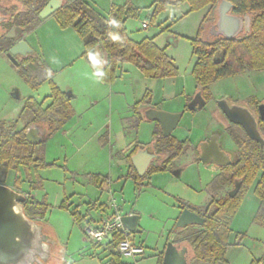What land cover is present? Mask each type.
<instances>
[{
    "label": "rangeland",
    "instance_id": "1",
    "mask_svg": "<svg viewBox=\"0 0 264 264\" xmlns=\"http://www.w3.org/2000/svg\"><path fill=\"white\" fill-rule=\"evenodd\" d=\"M83 1L104 17L108 16L112 5L125 2ZM131 1L140 10L136 16L125 20L128 36L135 41L154 38L177 66L176 77L170 80L148 78L135 65L124 63L116 79L104 82L86 60L84 45L77 32L71 26L61 28L54 16L26 33L34 53L32 66L17 68L4 54H0V121L15 123L17 129H23L28 127L32 118L31 111L24 108L25 100L33 97L43 101V106L49 103V99L44 100L50 93L47 81L36 89L31 87L44 78V64H49L54 71L52 81L62 91L71 92L74 96L70 104L75 115L62 129L36 145V151H43L47 162L55 165L37 171L22 168L17 183L15 171L10 170L1 180L15 190L27 189L32 199L46 204L44 217L37 222L42 225V230L52 235L60 248L61 260L70 264H111L113 254L91 243L83 228L89 218L98 220L105 215L112 200L119 205L121 215L138 216L140 232H133V239L144 251L135 257H120L116 264H157L158 256L168 241L178 242L182 237H192V226L174 231L175 221L182 211L181 205L206 200V187L216 173L215 166L199 163L188 149L167 169L144 177L140 187L128 176V172H132L127 158L129 150L136 144H151L155 128V121L140 120L141 113H135L133 106L145 92H149L150 103L155 108L167 112L183 110L196 92L192 75L196 56L191 39L196 36L207 11V7L189 11L187 1L173 4L175 0H167L170 4L152 19L154 0ZM143 21L148 23L145 29L141 26ZM95 52L93 63L98 67L105 61V54L99 48ZM96 59L101 63L96 64ZM15 90L17 98L12 96ZM210 91L217 97L229 94L240 100L263 98L264 69L217 80L211 84ZM211 106L212 103L208 102L202 109L186 110L172 136L179 140L187 139L190 144L198 143L208 126L214 125ZM154 147L160 150L158 146ZM174 170H179V176L174 174ZM91 174L106 175L109 181L94 183L89 180ZM66 200L68 208H61V202ZM258 205L259 199L251 187L247 188L231 219L232 234H238L235 240H239V244L232 241V235L225 253L228 264H250L264 255V227L253 220ZM73 210L85 215V219L75 221L70 215ZM185 241H180L177 246H187Z\"/></svg>",
    "mask_w": 264,
    "mask_h": 264
},
{
    "label": "trees",
    "instance_id": "2",
    "mask_svg": "<svg viewBox=\"0 0 264 264\" xmlns=\"http://www.w3.org/2000/svg\"><path fill=\"white\" fill-rule=\"evenodd\" d=\"M183 1L189 3V11L207 7L198 32L191 39L192 51L196 56V61L192 67V75L196 83V90L201 93L205 100L211 98L210 86L215 81L245 71L264 69V0H228L232 3L231 13L247 14L251 18L250 31L242 32L234 38L212 36L208 32V28L217 18L216 7L221 0H175L172 3L179 4ZM168 4L170 2L167 0H154L152 19ZM139 10L140 7L132 3L131 0H125L121 5H112L108 16L104 17L87 2L74 0L58 10L54 18L61 28L71 26L77 32L84 45V55L96 48L101 49L105 54V63L102 65L100 73L97 74L99 79L104 82L109 83L116 79L118 70L124 63L135 65L148 78L176 77L178 75L177 66L165 53V49L155 43L154 38L145 37L140 41H135L128 36L125 20L128 17L136 16ZM113 20L118 22V27L113 26L111 23ZM114 36L120 38L114 39ZM45 69L44 78L40 82L32 84L31 87L36 89L41 83L47 81L50 93L44 100L49 99V103L43 106V101H37L33 97H28L24 102V108L32 113L28 125L36 123L46 130V135L41 142L62 128L73 115L70 98L52 81L53 71L46 67ZM25 76L23 75L26 81L29 82ZM148 104H150V93L145 92L143 98L135 103L133 109L137 113L138 107ZM144 118L149 120L146 116ZM141 119L143 118L140 116ZM24 130L25 128L17 129L15 123L7 124L0 121V183L10 170L15 171V183H17L20 181L18 173L22 168H32L37 171L55 165L45 161L43 151H36L38 143L31 144L27 141ZM152 135L154 146H158L167 155L161 162L151 165L144 175L138 176L131 164V156L137 150L147 146L136 144L133 147L127 156L132 168V172H128V176L133 178L139 187L142 185L144 177L154 171L167 169L175 158L184 154L191 147L187 139L179 140L172 134L164 137L157 122H155ZM256 151L257 155L255 157L245 156L239 161L237 176L242 179V187L247 188L259 174L253 190L259 199V205L253 220L255 223L264 226V153L258 145H256ZM89 180L101 184L109 181L107 176L100 174L89 175ZM218 180L222 181V179ZM244 191L241 192L238 198L228 204H217L215 208H209L208 213L202 215L204 218L203 225L192 227L194 232L190 239L182 237L178 242L172 240L176 245L186 240L187 264L192 262V264L194 262L203 264L224 262L228 264L225 260V253L231 244L228 239L232 233L230 221L238 209ZM60 207L68 208L65 201L61 202ZM23 208L29 218L42 221L46 204L33 201L26 196ZM70 215L77 222L85 219V215L77 210L70 211ZM236 237H238V234H236ZM121 238L118 235L115 243L108 248L110 253L113 254V258L110 260L111 264H116L120 260V255L115 249ZM235 244H239V240H236ZM189 253L191 254L190 259ZM162 258L163 251L158 256L157 264H162ZM250 264H264V255L259 259L252 260Z\"/></svg>",
    "mask_w": 264,
    "mask_h": 264
},
{
    "label": "water",
    "instance_id": "3",
    "mask_svg": "<svg viewBox=\"0 0 264 264\" xmlns=\"http://www.w3.org/2000/svg\"><path fill=\"white\" fill-rule=\"evenodd\" d=\"M60 0H49V2L40 10L39 17L44 19L54 13L59 5ZM232 3L228 0H221L216 7L217 18L209 27L208 32L212 36H222L224 38H234L242 32L250 31L251 18L249 15H238L231 13ZM22 44V45H21ZM19 46L30 48L25 42L12 47L7 56L9 60L17 64L15 56L18 54ZM94 50L86 54V60L93 66L95 72L100 73L102 67L95 66L92 58ZM67 97H71V92H66ZM13 97H18L16 91L12 92ZM205 104V100L198 91L194 97L188 102L187 109H201ZM220 109L233 123L239 124L247 135L258 142L261 146L263 140L257 129L254 118L247 109L236 106H226L222 100L218 101ZM262 115V114H261ZM146 118L159 124L164 137H168L178 126L181 118L180 112H167L157 108H150L146 111ZM45 130L37 124H31L25 131V138L31 144H37L43 140ZM200 159L204 164L211 161L209 154V146L202 143ZM212 152L215 157L213 161L217 164H225L217 160V155L227 158V155L218 149L216 143H212ZM158 155L149 147L137 150L131 156V164L138 176L144 175L148 169L150 162L157 159ZM228 159V158H227ZM26 196L12 187L0 183V264H31L34 260L38 261V249L45 245L48 252V246L52 240H46L43 234L42 225L36 220L29 218L24 211L23 202ZM124 226L133 232H140L138 227V216L135 214H124L121 218ZM203 218L188 208H183L174 224L176 229H183L190 225H201ZM187 248L185 246L178 248L172 241H168L163 251L162 264H187L186 259ZM43 259H46L44 256ZM217 264H225L218 262Z\"/></svg>",
    "mask_w": 264,
    "mask_h": 264
},
{
    "label": "flooded vegetation",
    "instance_id": "4",
    "mask_svg": "<svg viewBox=\"0 0 264 264\" xmlns=\"http://www.w3.org/2000/svg\"><path fill=\"white\" fill-rule=\"evenodd\" d=\"M72 1L74 0H60L57 10L48 17L54 16L58 10L62 9L65 5L71 3ZM48 2L49 0H0V54H4L5 57H7V59L9 60L7 56V52L12 47L16 45H20V42L22 41L25 42L30 48V51H26L27 48L23 46H19V48L17 49L18 54L15 56V60L17 62L16 65L9 60L17 68H20L21 66L24 65L32 66L33 64L34 53L32 51L31 46L28 44V41L26 39V33L32 31L34 28L37 27V25H39L41 21L48 18L46 17L44 19H41L39 17L40 10ZM95 51L96 49L92 54V58H94L96 54ZM197 92L198 91L196 90L194 95ZM16 95L18 96L17 91H16ZM194 95L191 96L188 102L194 97ZM219 100H222L226 106L242 107L248 110L250 115L254 118L257 125V129L263 140L262 146L260 142L251 139L239 124L233 123L227 119V117L220 109V106L218 104ZM208 102L212 103V106L210 107V112H211L210 115H211V121L214 123V125L210 124V126H208V129H206V132H204V136L199 141H197L198 143L191 144V147L189 148L188 151H191L194 154L195 159L199 163H202L205 166H208L210 164L215 166L216 173L206 187L207 197L205 201H203L202 203L181 205L182 209L188 208L189 210L195 212L202 218H203L202 216L203 214L208 213L209 208H215L217 204L220 205L221 204L225 205L226 203L228 204L232 200L238 198L241 192L244 191L245 187H242L243 184L242 179H240L237 176V168L239 165V161L242 160L243 157L245 156L255 157L257 155L256 145H258L260 150L264 153V97L260 99L251 97L249 100L247 99L240 100L238 98L236 99L235 97L229 94H222V95L220 94V96L218 97L211 94V98L209 100H205V104L202 108H204ZM187 104L180 112L181 117L182 114L186 111L185 108H187ZM196 109L197 108L190 111H194ZM32 124H36V123H32ZM30 125L31 124H29L28 126ZM42 128L45 130L44 127ZM26 129L27 127H25L24 133ZM45 135H46V130L44 133V137ZM202 143H207L210 150L208 153H210L209 157L211 161H209L207 164H204L200 159V153H201L200 146ZM212 143H213V147H214V143H216L218 149L227 155L228 159L224 158L222 155L216 156L217 160L224 163L226 162L225 164H217L213 161L215 155L211 151ZM147 147H149L151 150L155 152V154L158 155L157 159H153L150 162L149 167L165 159L164 155L166 154H164L161 151V149L156 150L154 144L148 145ZM174 174L176 176H179V170H174ZM258 178H259V174L252 180V182L249 184L247 188L251 187L253 191ZM218 179H222V181H219ZM215 181H217V183H215ZM247 188H245V191L247 190ZM203 223H204V218H203ZM203 223L201 225H203ZM201 225L196 224L190 226L198 227ZM260 226L264 227L263 225ZM230 227H231V221H230ZM43 234L46 237V240H52V243L49 244L48 252H47V248L44 240L43 245L38 249V255H37L38 261L34 260L31 264H70L65 260L64 261L61 260L60 248L56 245L52 235L48 233L46 230H43ZM232 235L233 234L231 233L228 238L229 242ZM233 236L234 237L232 241L235 242L236 241L235 239L237 237L236 235ZM44 256L46 257V259H43Z\"/></svg>",
    "mask_w": 264,
    "mask_h": 264
},
{
    "label": "built area",
    "instance_id": "5",
    "mask_svg": "<svg viewBox=\"0 0 264 264\" xmlns=\"http://www.w3.org/2000/svg\"><path fill=\"white\" fill-rule=\"evenodd\" d=\"M141 26L143 29L147 28V21H143ZM108 208V212L101 215L98 220L89 219L86 221L83 228L85 237L95 246H102L108 250L119 235L122 238L115 251L119 253L120 257H135L143 254V247L135 244L133 233L124 226L121 220L123 215L120 213L119 205L112 200Z\"/></svg>",
    "mask_w": 264,
    "mask_h": 264
},
{
    "label": "crops",
    "instance_id": "6",
    "mask_svg": "<svg viewBox=\"0 0 264 264\" xmlns=\"http://www.w3.org/2000/svg\"><path fill=\"white\" fill-rule=\"evenodd\" d=\"M208 29H209V28H208ZM104 63H105V61L103 62V64H104ZM103 64H102V65H103ZM44 65H45L46 68H49V69H51V70L53 71L52 67H51L49 64H47V65L44 64ZM102 65H101V67H102ZM122 67H123V65L120 66V71H122ZM53 74H54V71H53ZM53 74H52V76H53ZM172 78H173V77H168V78H165V79L170 80V79H172ZM113 83H115V82H113ZM113 83H112L111 85H114ZM73 97H74V96L71 95V97H69V98L71 99V98H73ZM142 97H143V96H142ZM70 105H71V104H70ZM180 105H181V103H180ZM71 108H72V106H71ZM150 108H155V107H154V104H151V103H150V104H148V105L140 106V107H138V109H137L136 112H140V113H141L140 116H141L142 118H144L145 115H146V111H147L148 109H150ZM72 110H73V115H72V116H74V115H75V111H74L73 108H72ZM133 111H134V110H133ZM71 118H72V117H71ZM71 118H70V119H71ZM70 119H69V120H70ZM144 119H145V118H144ZM69 120H68V121H69ZM68 121H67V122H68ZM148 121H151V120H148ZM67 122H66V123H67ZM66 123H65V124H66ZM65 124H64V125H65ZM64 125H63V126H64ZM62 128H63V127H62ZM62 128H60V129H62ZM153 142H154V140H153ZM153 142H152L151 144H149V145H152ZM146 146H148V145H146ZM132 149H133V148H132ZM132 149L129 150V153L131 152ZM43 156H44L45 161L47 162V160H46V155L44 154V152H43ZM30 169H31V168H29V171H30ZM103 176H106V175H103ZM30 185H31V183L29 184V187H30ZM33 185H34V182H33ZM19 191L22 192V193H24V194H26L25 196H27L29 199H31V200H33V201H37V200H34V199L31 198L30 192L27 191V189H19ZM110 203H111V202H110ZM66 204H67V206H69V204L67 203V200H66ZM109 205H110V204H109ZM89 219L91 220V218H89ZM92 220H93V219H92Z\"/></svg>",
    "mask_w": 264,
    "mask_h": 264
},
{
    "label": "clouds",
    "instance_id": "7",
    "mask_svg": "<svg viewBox=\"0 0 264 264\" xmlns=\"http://www.w3.org/2000/svg\"><path fill=\"white\" fill-rule=\"evenodd\" d=\"M111 23L113 24V26H117V27H118V22H117V21H114V20H113V21H111ZM113 38H114V39H119L120 37H119V36H114ZM95 63H96V64H100L101 61H100L99 59H96V60H95ZM101 75H102V73H101Z\"/></svg>",
    "mask_w": 264,
    "mask_h": 264
}]
</instances>
